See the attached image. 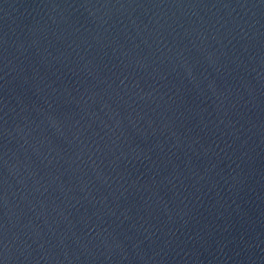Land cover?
I'll return each instance as SVG.
<instances>
[{"label": "water", "instance_id": "95a60500", "mask_svg": "<svg viewBox=\"0 0 264 264\" xmlns=\"http://www.w3.org/2000/svg\"><path fill=\"white\" fill-rule=\"evenodd\" d=\"M0 264H264V0H0Z\"/></svg>", "mask_w": 264, "mask_h": 264}]
</instances>
